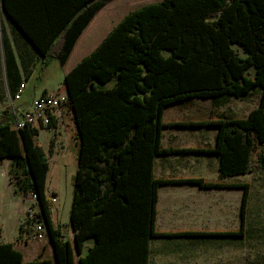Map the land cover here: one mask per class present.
I'll return each instance as SVG.
<instances>
[{"label": "trees", "instance_id": "1", "mask_svg": "<svg viewBox=\"0 0 264 264\" xmlns=\"http://www.w3.org/2000/svg\"><path fill=\"white\" fill-rule=\"evenodd\" d=\"M110 1L3 3L43 59L56 58L65 65L85 28ZM65 84L79 143L70 212L75 246L52 223L49 156L37 143L38 128L27 124L16 129L15 116L4 122L0 114V163L11 158L18 188L37 193L55 253L53 258L25 261L12 243L1 242L0 233V264H149L152 236L213 234L155 229L157 189L165 181L154 176L155 159L162 153L190 151L162 147L163 114L172 103L191 97L243 98L259 88L260 103L248 116L195 124L218 126L215 148L205 151L220 154L222 177L264 170V0H160L143 5L66 74ZM7 112L13 113L10 106L2 114ZM244 187L242 218L248 196V185ZM236 235L243 236L242 230ZM90 238L95 243L83 255Z\"/></svg>", "mask_w": 264, "mask_h": 264}, {"label": "crops", "instance_id": "2", "mask_svg": "<svg viewBox=\"0 0 264 264\" xmlns=\"http://www.w3.org/2000/svg\"><path fill=\"white\" fill-rule=\"evenodd\" d=\"M135 1L137 0L131 2ZM110 3L111 1L98 11L77 40L69 59L63 65V79L58 87L48 88L44 85L31 96H24L29 79L36 73L41 63L46 67L52 63L50 60L52 58L45 61L38 49L4 10L6 22L3 36L1 35L0 38V60L3 69L0 80L3 79L2 81L7 84V92L11 96H14L21 84L26 85L21 98L14 103L20 110L28 108L33 100L44 92H59L68 97V89L65 84L66 74L84 57L93 52L108 33L128 13L135 10L132 9L134 8L132 6H136L132 5L129 7V10L132 9L131 11L128 10V13L123 11V15L113 21L112 18L119 14L121 5L112 6ZM247 97L248 95L243 98L235 96L191 97L165 107L162 147L164 149H190V151L162 153L155 159L154 176L157 179L165 180L159 184L157 189L155 229L159 233L169 234L180 232L213 234L152 236L149 239V264H237L236 249L239 236L236 233L239 232V223L241 227L244 225L241 206L245 193L244 188L239 187V179L247 177L250 173L221 176L220 154L205 151L215 148L219 132L218 126L205 125L196 129V127H192L193 125H179L178 123L244 118L239 117L236 104L239 99L244 101ZM4 110L0 111V114ZM251 110L249 107L245 117ZM191 111H201V116L198 117ZM35 126L39 130L37 143L46 150L50 168L52 159L54 162H59L58 180L65 181L67 177L69 178L70 186L66 195V192L60 187L61 181H59V189L47 188V196L51 200L56 198L55 205H58L57 209L55 206L52 207L53 226L60 228L64 238L70 240L75 246L70 212L74 177L78 165L79 143L77 126L69 103L58 111L54 130L49 131L40 123ZM69 153L73 158V165L69 176H67ZM4 161L0 163V166H3ZM12 162L10 159L4 168L0 167V170L5 172L0 178L1 242L12 243L22 251L25 261H31L38 256L53 258L55 253L51 242L49 244L35 242L32 239H27V236L20 231L21 220L27 205L23 199V191L16 184V179H10L9 172L7 173ZM196 180L214 185L202 186ZM48 183L49 180H47V187ZM94 243V238L86 241L83 255ZM232 245L234 246L233 250L231 249ZM222 248L225 249L222 250Z\"/></svg>", "mask_w": 264, "mask_h": 264}, {"label": "rangeland", "instance_id": "3", "mask_svg": "<svg viewBox=\"0 0 264 264\" xmlns=\"http://www.w3.org/2000/svg\"><path fill=\"white\" fill-rule=\"evenodd\" d=\"M133 0H112L110 4L112 6H116V4H120L121 8L119 11V14L112 18L113 21H116L118 17L123 15V11L128 13L132 9H136L137 7H141L140 5L146 4V3H154L158 2L160 0H137L135 2H131ZM149 1V2H147ZM2 0H0V38L1 35L3 36L4 32V24L6 22V14L2 5ZM136 5V6H132ZM134 7L131 10H129V7ZM127 7V8H126ZM129 10V11H128ZM125 13V14H126ZM111 20V21H112ZM5 34V33H4ZM235 48L237 51L245 56V53L243 52L242 48L239 45H235ZM1 54V53H0ZM52 63H49L46 67L42 65V63L38 66L36 73L29 79V85L28 88L24 91V96H31L33 95L38 88H41L42 86H46L48 88H54L58 87V85L62 82V72L64 70L63 65L60 64L58 59L52 58ZM2 65L0 60V74L2 75ZM44 72V73H43ZM40 73V74H39ZM248 74L250 76L254 75V69H250ZM3 78V77H2ZM0 80V111L4 110L7 106H12V103L14 101V96L9 95L7 92V84ZM261 91L259 88L252 91L250 95L243 101L238 100L236 104V109L239 114V117H245L247 114V111L249 107L251 109H254V107H257L261 100ZM207 100V99H205ZM205 102L204 100H202ZM253 107V108H252ZM191 113H195L198 117L201 116V111H191ZM4 115V122L12 121L14 118V114L7 112L5 114H1V116ZM208 121V120H206ZM198 122L203 121H195V122H179V125H193L192 127H204L205 125H199L195 124ZM193 123V124H191ZM44 148V147H43ZM70 148V152H71ZM257 157V153H255L254 158ZM11 158L4 159L5 163H3V166H0L2 168L5 167L6 162L10 160ZM68 172L67 176H69L70 170L72 168L73 158L68 156ZM9 164V163H7ZM51 168L50 172L48 174V189L51 188H58L59 181L61 184V188H63L65 195L67 194V191L69 190V178L67 177V180H58V173L60 170V164L59 162H54L53 159L51 160ZM11 168L12 166L7 169V173L9 172L10 179L12 178L11 175ZM0 178L1 175L5 174V172L1 169L0 170ZM245 185H248V196H247V203L246 208L243 216L244 225L241 227L239 223L238 230H242L243 236L239 237L238 239V247L236 249V255H237V264H252V263H261L264 262V170L255 168V170L250 173L247 177L243 179H239V187L244 188L245 191ZM47 189V191H48ZM244 198V195H243ZM56 201H53L52 207L55 206L57 209L58 205H55ZM243 203V200H242ZM242 207V206H241ZM242 209V208H241ZM242 214V212H241ZM239 222H240V210H239ZM241 228V229H240ZM50 241H44L42 243L49 244ZM232 245V250H233ZM225 248H222L224 250ZM233 252V251H232ZM79 254H76L77 260L79 259Z\"/></svg>", "mask_w": 264, "mask_h": 264}, {"label": "built area", "instance_id": "4", "mask_svg": "<svg viewBox=\"0 0 264 264\" xmlns=\"http://www.w3.org/2000/svg\"><path fill=\"white\" fill-rule=\"evenodd\" d=\"M25 87V84H21L19 90L14 94L11 106L15 116L14 127L20 129L27 124L35 126L40 123L49 131L54 130L58 111L69 103L68 97L59 92H44L37 96L28 108L20 110L14 103L21 98ZM12 179L15 178L12 177ZM23 199L27 207L21 220V233L25 234L27 239H32L35 242L50 241L49 225L37 193L34 190L23 192ZM52 201H56V198H53Z\"/></svg>", "mask_w": 264, "mask_h": 264}, {"label": "water", "instance_id": "5", "mask_svg": "<svg viewBox=\"0 0 264 264\" xmlns=\"http://www.w3.org/2000/svg\"><path fill=\"white\" fill-rule=\"evenodd\" d=\"M3 8H4V10H5L4 5H3ZM40 203H41V200H40ZM41 207L43 208L42 203H41ZM49 234H50V232H49ZM50 238H51V235H50Z\"/></svg>", "mask_w": 264, "mask_h": 264}]
</instances>
